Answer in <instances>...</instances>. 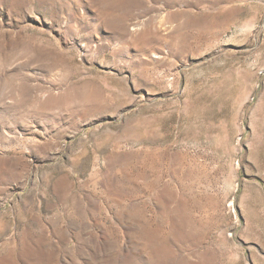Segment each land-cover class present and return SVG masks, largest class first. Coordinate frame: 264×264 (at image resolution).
I'll use <instances>...</instances> for the list:
<instances>
[{
    "label": "rangeland",
    "instance_id": "374dc122",
    "mask_svg": "<svg viewBox=\"0 0 264 264\" xmlns=\"http://www.w3.org/2000/svg\"><path fill=\"white\" fill-rule=\"evenodd\" d=\"M0 264H264V0H0Z\"/></svg>",
    "mask_w": 264,
    "mask_h": 264
},
{
    "label": "bare ground",
    "instance_id": "6f19581e",
    "mask_svg": "<svg viewBox=\"0 0 264 264\" xmlns=\"http://www.w3.org/2000/svg\"><path fill=\"white\" fill-rule=\"evenodd\" d=\"M139 28L137 27V28H134V31H137Z\"/></svg>",
    "mask_w": 264,
    "mask_h": 264
}]
</instances>
